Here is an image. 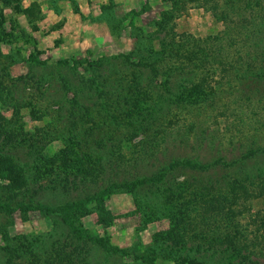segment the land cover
Returning <instances> with one entry per match:
<instances>
[{"label":"rangeland","instance_id":"374dc122","mask_svg":"<svg viewBox=\"0 0 264 264\" xmlns=\"http://www.w3.org/2000/svg\"><path fill=\"white\" fill-rule=\"evenodd\" d=\"M263 69L264 0H0V264H240Z\"/></svg>","mask_w":264,"mask_h":264},{"label":"trees","instance_id":"16d2710c","mask_svg":"<svg viewBox=\"0 0 264 264\" xmlns=\"http://www.w3.org/2000/svg\"><path fill=\"white\" fill-rule=\"evenodd\" d=\"M260 73L264 75V69L261 70ZM257 193H259V195L264 197L263 185L258 186ZM251 219L256 220L257 216L255 214H252ZM261 219L262 222L260 221L261 222L260 225H262L264 228V219L263 217ZM261 234L264 235V231ZM261 240L263 241L264 238H261ZM256 243H259V241H257ZM257 246H260V244H253V243L251 244L247 242L246 245L241 246L239 244L235 245V243L233 242L231 243V246L228 247L227 250L228 252H231V254L234 256V261H238L240 264H264V260H260L261 258L264 259V248H263L264 244L260 246L261 249L263 248V251L255 255L253 248H256ZM119 253H123V252H119Z\"/></svg>","mask_w":264,"mask_h":264}]
</instances>
